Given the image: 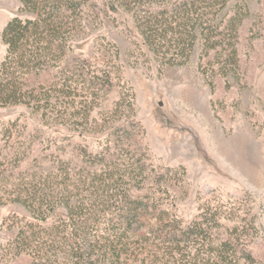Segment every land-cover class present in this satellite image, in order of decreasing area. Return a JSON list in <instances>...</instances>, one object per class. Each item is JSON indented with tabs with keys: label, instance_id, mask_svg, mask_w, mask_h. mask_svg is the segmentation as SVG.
I'll list each match as a JSON object with an SVG mask.
<instances>
[{
	"label": "rangeland",
	"instance_id": "1",
	"mask_svg": "<svg viewBox=\"0 0 264 264\" xmlns=\"http://www.w3.org/2000/svg\"><path fill=\"white\" fill-rule=\"evenodd\" d=\"M239 6L245 13L238 31L239 66L223 76L215 52L202 57L201 42L186 66L162 67L129 13L112 0H90L87 28L74 50L93 64L109 63L112 87L87 124H45L24 105L0 107V138L17 121L23 131L13 141L31 145L18 171L67 168L70 175L56 183L74 186L76 199H84L92 190L91 175L103 165L90 159L106 156L131 171L133 164L145 165L142 178L124 182L134 197L156 189L157 197L166 198L161 194L166 190L167 209L184 227L206 204L224 205V217L232 218L222 220L221 237L238 221L246 250L264 264V0H229L224 14L234 16ZM21 7L18 0H0V62L4 27L16 16L30 17L21 15ZM50 80L51 72L30 79ZM66 216L60 207L46 226ZM14 217L34 221L20 204L0 205V264H31L29 256L15 257L7 248L16 233L9 228Z\"/></svg>",
	"mask_w": 264,
	"mask_h": 264
},
{
	"label": "trees",
	"instance_id": "2",
	"mask_svg": "<svg viewBox=\"0 0 264 264\" xmlns=\"http://www.w3.org/2000/svg\"><path fill=\"white\" fill-rule=\"evenodd\" d=\"M18 1L21 15L30 17L12 18L1 33L6 52L0 62V107L24 105L45 124L89 123L98 100L112 87L109 63L93 64L74 50L87 28L90 0ZM112 1L132 16L162 67L186 66L201 42L202 57L216 53L221 75L238 68V31L245 13L239 6L228 18L229 0ZM48 72L49 84L30 81ZM19 130L17 121L10 123L0 138V205L20 204L34 220L14 217L9 225L16 233L7 248L15 257L25 254L31 264H259L246 250L238 221L221 237L222 220L232 218L224 217V205L206 204L184 227L167 209L166 190L161 194L167 199L157 197L156 189L134 197L124 182L142 178L145 165L133 164L131 171L106 156L90 159L103 165L91 175L92 190L84 199H76L74 186L56 183L70 175L67 168L40 165L19 172L31 150L29 143L13 141ZM8 148L12 154L5 153ZM60 207L67 216L46 226Z\"/></svg>",
	"mask_w": 264,
	"mask_h": 264
}]
</instances>
